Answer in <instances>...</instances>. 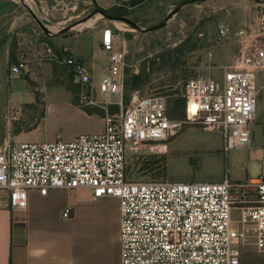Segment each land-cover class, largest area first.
<instances>
[{"label": "built area", "instance_id": "built-area-1", "mask_svg": "<svg viewBox=\"0 0 264 264\" xmlns=\"http://www.w3.org/2000/svg\"><path fill=\"white\" fill-rule=\"evenodd\" d=\"M113 41L109 31L102 44L107 62L98 76L70 46L44 47L45 55L61 57L71 72L77 104L104 110V128L0 150V210H25L31 190L44 195L49 189L85 188L96 198L118 200L120 264H240L248 238L264 253V154L257 174L240 180L225 174L216 182L135 181L126 169L129 154L162 151L186 124L218 131L224 151L249 146L256 81L264 71V16L239 32L233 63L221 79L197 75L186 80L181 119L170 117L163 95L136 93L125 104L127 49L125 44L114 49ZM23 60L11 63L12 74L26 69ZM69 213L65 208L63 216Z\"/></svg>", "mask_w": 264, "mask_h": 264}, {"label": "rangeland", "instance_id": "rangeland-1", "mask_svg": "<svg viewBox=\"0 0 264 264\" xmlns=\"http://www.w3.org/2000/svg\"><path fill=\"white\" fill-rule=\"evenodd\" d=\"M180 1L143 0L128 6V0H117L113 6L103 7L96 0H25L54 32L98 6L113 14L123 12L140 26L149 27L163 20ZM262 16L264 3L254 0H206L184 5L165 26L152 31L139 32L126 23L96 14L89 19L92 22L88 26L86 21L65 34L47 37L19 0H0V150L16 141L67 140L74 134L94 131L69 113L58 110L71 99L78 102V89L62 58L48 57L44 47L56 50L68 45L74 55L80 53L84 62L94 63L99 72L107 62L108 50L102 44L108 29L114 39L113 48L125 44L127 49L125 104L136 93L139 97L159 94L165 96L170 109L187 79L197 75L221 79L225 68L233 63L239 32ZM20 57L26 69L18 75L12 74L11 63ZM134 75L139 76L138 87L132 86ZM256 94L249 146L224 151L218 131L186 124L164 142L162 151L129 154L128 178L216 182L225 174L230 179L254 174L259 161L252 156L253 151L264 148V71L257 76ZM30 127L31 130H26ZM22 129L25 131L17 135ZM158 157H163L164 162L153 165L151 162ZM231 214L236 218L237 210L232 209ZM241 251L240 264H264V253L257 250L252 238H248Z\"/></svg>", "mask_w": 264, "mask_h": 264}, {"label": "crops", "instance_id": "crops-1", "mask_svg": "<svg viewBox=\"0 0 264 264\" xmlns=\"http://www.w3.org/2000/svg\"><path fill=\"white\" fill-rule=\"evenodd\" d=\"M96 1L103 7L117 2ZM74 57L84 62L80 53ZM89 66L96 76L102 72H96L94 63ZM58 110L94 128L91 133L104 128L103 115L86 112L72 99L61 104ZM24 131L20 130L17 135ZM263 154V147L256 148L252 154L259 161V168ZM65 208L70 209L66 217L63 216ZM119 224L116 198H96L85 188L49 189L44 195L31 190L25 210H0V264H120Z\"/></svg>", "mask_w": 264, "mask_h": 264}, {"label": "water", "instance_id": "water-1", "mask_svg": "<svg viewBox=\"0 0 264 264\" xmlns=\"http://www.w3.org/2000/svg\"><path fill=\"white\" fill-rule=\"evenodd\" d=\"M197 1H206V0H182L180 2H178L167 14L166 16L163 18V20H161L160 22L149 26V27H142L140 26L138 23L134 22L133 20H131L130 18H128L125 15H119V14H113L110 13L109 11H107L106 9L102 8V7H95L93 8L87 15L83 16L82 18L73 21L72 23L62 27L60 30L58 31H51L43 22L42 20L33 12V10L31 9V7L25 2V0H19L20 4L24 7L27 8L29 14L33 17V19L35 20V22L38 24V26L41 28L42 32L45 34V36L47 37H56L62 34H65L66 32H68L69 30H71L74 26L81 24L83 22L88 21L90 18H92L94 15L96 14H100L103 18L108 19V20H115V21H121L123 23H126L128 26H130L131 28H133L136 31L139 32H147V31H152V30H156L159 29L163 26L166 25V23L168 22V20L175 15L176 13H178L180 11V9L186 5V4H190L193 2H197ZM256 3H264V0H254ZM109 37V30L107 29L105 31V39L107 40Z\"/></svg>", "mask_w": 264, "mask_h": 264}, {"label": "trees", "instance_id": "trees-1", "mask_svg": "<svg viewBox=\"0 0 264 264\" xmlns=\"http://www.w3.org/2000/svg\"><path fill=\"white\" fill-rule=\"evenodd\" d=\"M142 1L143 0H128L127 5L128 6H134V5H136V4H138V3L142 2ZM117 14L123 15L124 13L123 12H117ZM178 49L180 50L182 48H178ZM138 78H139V76L134 75V78L132 80V82H133L132 86L133 87H138V84H139ZM185 82L186 81H184V83ZM184 103H185V97H184V94H183V85H182V93H181V95H177V96L174 97V99L172 101V106H171L170 109H168V104H167V112L170 115V117H172V118H183V116H184ZM82 107L88 113H96V114H99V115H103L104 114V110H102L100 108H95V107H91L90 108L89 106H82ZM109 111L113 112V107H109ZM42 115H43V113H42ZM162 162H164V158L163 157H158V158L154 159L151 163L153 165H156V164L158 165V164H162ZM145 167H147V166H145ZM163 168H164V164H163ZM126 169H127V166H126ZM162 180H164V178Z\"/></svg>", "mask_w": 264, "mask_h": 264}, {"label": "bare ground", "instance_id": "bare-ground-1", "mask_svg": "<svg viewBox=\"0 0 264 264\" xmlns=\"http://www.w3.org/2000/svg\"><path fill=\"white\" fill-rule=\"evenodd\" d=\"M92 20H89L85 23V26H88L89 24H91ZM163 148V147H162Z\"/></svg>", "mask_w": 264, "mask_h": 264}]
</instances>
